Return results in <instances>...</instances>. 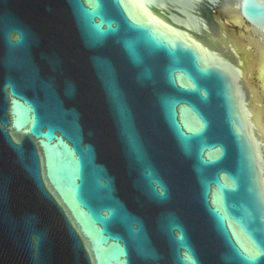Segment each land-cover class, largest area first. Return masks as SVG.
<instances>
[{"label": "water", "instance_id": "95a60500", "mask_svg": "<svg viewBox=\"0 0 264 264\" xmlns=\"http://www.w3.org/2000/svg\"><path fill=\"white\" fill-rule=\"evenodd\" d=\"M0 264H264V0H0Z\"/></svg>", "mask_w": 264, "mask_h": 264}, {"label": "snow or ice", "instance_id": "6c2138e0", "mask_svg": "<svg viewBox=\"0 0 264 264\" xmlns=\"http://www.w3.org/2000/svg\"><path fill=\"white\" fill-rule=\"evenodd\" d=\"M159 193L161 194V195H163V189H162V187H161V189L159 190ZM247 258H249V259H251V258H253V257H247Z\"/></svg>", "mask_w": 264, "mask_h": 264}]
</instances>
